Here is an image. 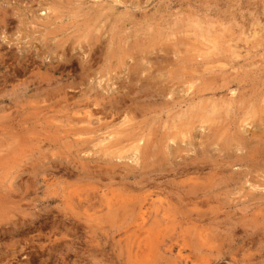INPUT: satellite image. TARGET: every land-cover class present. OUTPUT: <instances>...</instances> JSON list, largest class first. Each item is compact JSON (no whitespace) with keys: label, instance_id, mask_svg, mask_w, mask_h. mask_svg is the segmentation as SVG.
<instances>
[{"label":"rangeland","instance_id":"1","mask_svg":"<svg viewBox=\"0 0 264 264\" xmlns=\"http://www.w3.org/2000/svg\"><path fill=\"white\" fill-rule=\"evenodd\" d=\"M263 132L264 0H0V264H264Z\"/></svg>","mask_w":264,"mask_h":264},{"label":"bare ground","instance_id":"2","mask_svg":"<svg viewBox=\"0 0 264 264\" xmlns=\"http://www.w3.org/2000/svg\"><path fill=\"white\" fill-rule=\"evenodd\" d=\"M82 7V6H81ZM188 28V27H187ZM175 31V30H174ZM169 35V34H168ZM256 35H257V33H256ZM255 35V36H256ZM254 36V35H253ZM185 38V37H184ZM254 38V37H253ZM246 39V38H245ZM124 40V39H123ZM89 42V41H88ZM130 42V41H129ZM178 42V41H177ZM257 44V43H256ZM144 45H145V43H144ZM176 45V44H175ZM129 46H130V44H129ZM236 46V45H235ZM259 46V45H258ZM89 48V47H88ZM138 53V52H137ZM112 57V56H111ZM212 81V80H211ZM194 83V82H193ZM192 83V84H193ZM91 95V94H90ZM55 96V95H54ZM208 103V102H207ZM217 104V103H216ZM216 106V105H215ZM227 108V107H226ZM198 109V108H197ZM201 111V110H200ZM215 111V110H214ZM199 112V111H198ZM116 113V112H115ZM138 113V112H137ZM191 114V113H190ZM209 114V113H208ZM250 119V118H249ZM260 122H262V120H260ZM126 123V122H125ZM143 125V124H142ZM148 131V130H147ZM79 132V131H78ZM133 133V132H132ZM89 134V133H88ZM264 136V132H263V134H262V136L260 137V140L262 141L263 139H262V137ZM252 138V137H251ZM142 139V138H141ZM226 141V140H225ZM87 142V141H86ZM119 145V144H118ZM141 145V144H140ZM130 147V146H129ZM146 147V146H145ZM72 148V147H71ZM258 148V147H257ZM136 150L138 151V153H139V151H140V147H138L137 146V148H136ZM143 150V149H142ZM80 152V151H79ZM109 152H110V150H109ZM141 152V151H140ZM112 154V153H111ZM110 156V155H109ZM145 157V156H144ZM204 162V161H203ZM145 170V169H144ZM147 172V171H146ZM218 177V176H217ZM191 186V185H190ZM141 189V188H140ZM144 196V195H143ZM145 197V196H144ZM197 197V196H196ZM104 198V197H103ZM152 199V198H151ZM154 199V198H153ZM146 202V201H145ZM114 203V202H113ZM124 208V207H123ZM131 208V207H130ZM146 209V208H145ZM135 211V210H134ZM131 214V213H130ZM139 214V213H138ZM130 216V215H129ZM154 216V215H153ZM132 217V216H131ZM161 219V218H160ZM203 222V221H202ZM173 223V222H172ZM145 225V224H144ZM172 226V225H171ZM91 229V228H90ZM104 229V228H103ZM176 230V229H175ZM94 232V231H93ZM160 234V233H159ZM88 235V234H87ZM136 236V235H135ZM136 238V237H135ZM144 238V237H143ZM250 239V238H249ZM252 239V238H251ZM149 241V240H148ZM207 243V242H206ZM127 251V250H126Z\"/></svg>","mask_w":264,"mask_h":264}]
</instances>
